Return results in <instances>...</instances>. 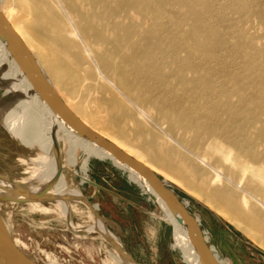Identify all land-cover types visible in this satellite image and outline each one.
I'll use <instances>...</instances> for the list:
<instances>
[{"label":"bare ground","instance_id":"bare-ground-1","mask_svg":"<svg viewBox=\"0 0 264 264\" xmlns=\"http://www.w3.org/2000/svg\"><path fill=\"white\" fill-rule=\"evenodd\" d=\"M237 1L238 8L245 10V1L234 0ZM0 9L32 52L49 82L86 125L160 174L162 170L171 168L169 170L176 175H193L195 167L190 159L184 163L175 158L173 161L166 160L167 156H178L179 152L154 132L140 133L130 143L111 130L124 128L122 118L129 111L123 108V103L108 84L129 91L138 90L136 98L138 96L143 102L138 84L150 83L163 76L173 77L181 89L198 99V103L181 112L177 104L154 101L149 109L175 128L197 130L200 136L196 140L206 142L205 158H208L206 155H216L217 164L223 165L227 174L239 178L237 183L231 180L233 184L229 185L216 172L212 181L221 183V186L213 189L198 186L193 190L208 200H214L218 194L224 197L237 215L245 218L246 223L254 226L259 233H264V214L261 213L264 199L257 197H264V137L255 141L254 137L248 136L243 142L230 138L231 145L217 140L219 136L230 137L226 125L229 123H235L239 131L252 124L254 131L264 136V89L257 91V96L249 97L244 94L240 83L245 75H251L254 70L264 77V54L259 62H255L252 55H246L245 72L232 75V79L236 80L232 89L237 101L229 96L214 97L210 87L212 71L202 69L193 59V53L199 52L201 62L216 60L215 52L226 42L218 22L206 20L212 9L208 0H0ZM234 47L241 50L242 43L238 42ZM0 89L12 93L13 98L23 105L22 111L16 113L0 102V120L22 144L38 149L36 156L29 158L36 167L31 178L24 179L27 181L22 179L21 184L13 186L5 176L0 175L1 196H13L15 192L26 190L37 192L53 185L48 189L47 196L54 197L58 210L70 217L71 198L88 203L79 189L70 186L66 172L88 179L91 158L107 154L125 170L132 172L150 198L160 206L172 225L175 246L186 254L189 263L203 264L185 228L163 197L139 174L68 127L38 96L36 86L24 74L1 35ZM200 89L209 90L210 96ZM77 98L78 101L75 100ZM90 103L111 113L107 124L98 121ZM38 120L47 126H54V133L48 135L37 123ZM196 140L187 139L186 142ZM55 143L59 152L55 150ZM62 143L66 147V162H63ZM159 146L162 150L155 151ZM236 146L242 151L235 150ZM79 149L86 154L80 163L81 172L73 169L78 164ZM204 159L201 158L202 161ZM236 192H242L243 204L248 208L246 211L232 199ZM251 197L260 205L253 203ZM40 201L34 200V207L47 211L49 207L40 205ZM96 210L94 206L95 223L86 229L100 231L119 248L115 236ZM69 225L78 231L82 229L76 227L71 219ZM112 256L115 260L113 264H138L123 249L112 252Z\"/></svg>","mask_w":264,"mask_h":264},{"label":"rangeland","instance_id":"rangeland-1","mask_svg":"<svg viewBox=\"0 0 264 264\" xmlns=\"http://www.w3.org/2000/svg\"><path fill=\"white\" fill-rule=\"evenodd\" d=\"M208 1L212 9L206 20L211 23L218 22L226 42L215 52L216 60L210 63L201 62L199 52L193 53V59L202 69L209 68L212 71L210 87L213 89L214 97L229 96L235 102L237 96L232 86L236 80L232 79V75L245 72L248 61L246 55H252L255 62H259L264 54V0H243L246 4V9L243 11L238 8V1ZM238 42L242 43L241 50L234 47ZM250 74L247 77L245 75L240 83L244 94L253 97L257 96V91L264 89V77H261L257 70ZM108 85L118 95L123 108L129 111L122 118L124 128H112L113 132L130 143L134 142L135 137L140 133L146 135L145 133L154 132L179 152L178 156H167V161H173L174 158L181 163L187 159L191 160L195 167L193 175H176L169 170L171 168H166L167 171L164 169L159 174L200 220L206 238L221 263L264 264V233H259L254 226L246 223L245 218L237 215V211L227 205L224 197L218 194L214 200H208L206 196L193 190L198 186L212 189L221 186V183L212 181L216 172H219L223 182L229 185L233 184L231 180L237 183L239 178L227 174L225 167L217 164L216 155H206L208 158H205L206 142L196 140L200 136L197 130L186 131L179 127L175 128L149 109L152 102L160 101L169 105L177 104V108L183 112L186 108L194 107L198 99L181 89L177 81L169 75L159 77L150 83L146 81L138 84L143 94V102L138 96L136 98L138 90L129 91L118 85ZM201 92L207 93V96L211 94L209 90H201ZM109 98L110 96L107 95V99ZM0 102L16 109L14 110L16 113H20L23 109V105L13 98L12 93L1 89ZM90 105L98 121L107 124L111 113L94 106V103ZM0 122L2 123L1 120ZM37 123L48 135L54 133V126H47L40 120ZM226 125L229 127L230 137L219 136L217 140L227 145L232 144V138L243 142L248 136L254 137L255 141L264 137L262 133L254 131L252 124L241 131L235 123ZM187 139L196 141L187 143ZM30 148L11 133L0 129V174L5 176L9 183L12 182L13 186L21 184L22 179L31 178L32 171L35 170L36 166L29 161V158L36 156L38 149L32 147L35 150L33 152ZM61 148L63 162H66L64 143L61 144ZM161 150L162 146L155 149V151ZM235 150L242 151L239 146H236ZM85 156L84 151L79 149L78 164L73 169L80 171V163ZM201 158H205V161ZM66 173L70 186L79 189L88 203L84 204L78 199L71 198L70 217L58 210L57 201L53 198L39 202L40 205L49 207L47 211L35 208L34 200L26 202L0 200V210L12 236L30 258L40 263L113 264L115 260L112 252H120L123 249L139 264H190L186 254L178 247L174 248L172 225L168 223L160 206L150 198L146 188L132 172L125 170L105 154L100 159L91 158L88 179L82 175L79 177L70 172ZM15 193L14 197H22V192ZM257 197L264 199L259 195ZM232 199L241 209L245 211L248 209L243 204L242 192H236ZM251 200L258 205L256 199L251 197ZM94 206L97 214L115 236L119 248L100 231L86 229L95 223ZM261 213L264 214V210ZM69 219L76 227L82 229L78 231L71 228ZM262 231L264 232L263 229Z\"/></svg>","mask_w":264,"mask_h":264},{"label":"water","instance_id":"water-1","mask_svg":"<svg viewBox=\"0 0 264 264\" xmlns=\"http://www.w3.org/2000/svg\"><path fill=\"white\" fill-rule=\"evenodd\" d=\"M0 35L6 42L8 50L13 53L24 74L36 86L38 96L53 109L65 124L81 136L103 148L121 164L139 174L166 201L174 211L178 221L185 228L188 237L203 264H222L214 248L209 243L198 218L188 208L187 204L165 182L159 173L139 161L114 142L86 125L64 102L39 66L36 58L26 46L21 37L6 19L0 9ZM56 152L59 146L54 144ZM61 167L58 170L60 172ZM1 175V174H0ZM49 185L37 192L23 191L22 197L1 196L0 200L26 202L36 199L53 198L47 196ZM47 196V197H46ZM132 259V258H131ZM133 260V259H132ZM134 261V260H133ZM136 262V261H134ZM137 263V262H136ZM0 264H59L53 262L40 263L30 258L18 245L0 210ZM139 264V263H138Z\"/></svg>","mask_w":264,"mask_h":264},{"label":"flooded vegetation","instance_id":"flooded-vegetation-1","mask_svg":"<svg viewBox=\"0 0 264 264\" xmlns=\"http://www.w3.org/2000/svg\"><path fill=\"white\" fill-rule=\"evenodd\" d=\"M6 99H7V96L5 97ZM7 107V106H6ZM8 109H9V111H14V110H16V109H13V108H10V107H7ZM2 128V130H5V131H7L8 133H10L7 129H6V127L0 122V129ZM31 149V148H30ZM31 151H33V152H35V150L32 148L31 149Z\"/></svg>","mask_w":264,"mask_h":264},{"label":"crops","instance_id":"crops-1","mask_svg":"<svg viewBox=\"0 0 264 264\" xmlns=\"http://www.w3.org/2000/svg\"><path fill=\"white\" fill-rule=\"evenodd\" d=\"M98 159H100V158H98ZM101 160H103V159H101ZM91 161V160H90ZM46 200V198H44V199H41V201H45ZM174 248H176L177 249V247L176 246H174Z\"/></svg>","mask_w":264,"mask_h":264},{"label":"built area","instance_id":"built-area-1","mask_svg":"<svg viewBox=\"0 0 264 264\" xmlns=\"http://www.w3.org/2000/svg\"><path fill=\"white\" fill-rule=\"evenodd\" d=\"M199 220V219H198ZM199 222H200V220H199ZM205 233V232H204ZM205 235H206V233H205Z\"/></svg>","mask_w":264,"mask_h":264}]
</instances>
